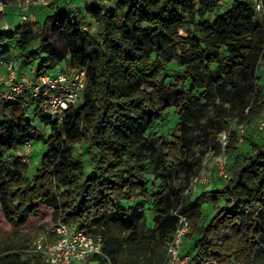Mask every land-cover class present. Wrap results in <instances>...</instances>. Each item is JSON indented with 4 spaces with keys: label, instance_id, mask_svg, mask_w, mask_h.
<instances>
[{
    "label": "trees",
    "instance_id": "obj_1",
    "mask_svg": "<svg viewBox=\"0 0 264 264\" xmlns=\"http://www.w3.org/2000/svg\"><path fill=\"white\" fill-rule=\"evenodd\" d=\"M12 1L0 0L5 6ZM257 2L230 0L229 8L208 20L219 0H82L84 15L97 25L91 36L77 12L68 11L71 0L61 6L50 0L48 7H33L48 9L42 22L0 28V62L17 65L9 58L16 54L19 74L53 70L64 60L86 72L79 103L61 120L40 116L30 99L0 97L1 105L18 107L0 116V216L22 229L51 213L102 239V254L89 264H109L108 258L115 264L117 240L106 229L117 225L128 233L125 241L133 242L153 197V226L145 234L169 238L177 213L189 211L193 223L186 237L196 236L189 264H247L252 244L264 237V216L257 209L264 210V139L241 148L236 134H228L227 174L221 191L211 195L210 223L231 232L221 240L199 224V209L184 203L186 186L173 190L169 180L171 167L186 163L193 125L206 120L203 127L213 138L228 131L230 122L250 124L264 112L258 75L264 67V14L256 12ZM172 109L178 122L166 139L153 129L158 121L167 123ZM35 139L43 151L30 175L16 149ZM81 142L88 145L90 176L75 157ZM147 177L158 182L155 193H149ZM173 204H181L175 216L169 212ZM240 213L249 221L244 234L236 229ZM0 264L43 262L30 252H13L0 256Z\"/></svg>",
    "mask_w": 264,
    "mask_h": 264
},
{
    "label": "rangeland",
    "instance_id": "obj_2",
    "mask_svg": "<svg viewBox=\"0 0 264 264\" xmlns=\"http://www.w3.org/2000/svg\"><path fill=\"white\" fill-rule=\"evenodd\" d=\"M57 6H61L65 4L67 0H53ZM74 3L73 6L68 8L70 12H77L76 20L78 23L84 26L85 32L89 35L94 36L97 30V25L90 19L88 16L84 15V10L82 7V0H71ZM230 0H219L218 8L215 11L209 12L206 15L208 20H212L215 16L223 13L227 8H229ZM39 6V5H34ZM34 6H29L25 8L24 5H21L18 0L8 2L5 7V11L3 12V16L0 17V28L4 24L6 20L10 22V26H19L24 23L30 25V20H37L42 22V19L45 13L48 12L46 8H33ZM22 15L27 16L28 20L24 22L22 20ZM10 57V59L17 60V66H20V62L16 56ZM26 64H22L21 68H24ZM68 61L64 60L60 62L56 68L52 70V73H55L59 70L67 71ZM173 66L169 67V70L172 69ZM166 75H169V72H165ZM258 75L260 77V83L264 84V67H261L258 70ZM7 89V74L6 71L0 68V97L3 93L2 90ZM17 104L1 105L0 103V116L7 115L11 116L16 109ZM21 108V107H20ZM212 112V108L207 113L208 117ZM167 121L166 124H161L158 121V125L153 129L157 135H162L166 139H169L173 128L178 122V117L174 114V110H170L164 117ZM260 120H264V112L252 123L250 124H240L245 127V132L241 135L237 130L240 126L234 121L230 122L229 130L225 133L228 134H236L238 145L241 148H245L249 145L251 141L260 142L264 139V132L258 129L257 124ZM206 120L201 121L200 125H193L190 130L191 141L187 149V157L186 163L182 166H173L171 167V178L169 180V185L173 190H179L181 187L186 186V190L184 193V203L192 204L199 209V224L208 226V234L210 237L215 240H221L225 238L231 232L223 227H215V224L210 223L211 219L214 215V211L211 206V195L214 190L221 191V182L222 176L220 175V166L219 159L222 158V155L226 156V153L222 154L221 150H218L219 142H218V134L215 137H211L203 126H205ZM38 130H42L40 126H38ZM42 132H44L42 130ZM32 141V139H31ZM35 144L33 145L32 151L29 156L33 158H29L28 163H26L30 168V175L33 174V168H36L39 162V156L43 151L40 140H33ZM32 143V142H31ZM217 146V147H216ZM75 157L78 161H80L84 165L85 175L90 176L92 174V164L87 159V150L88 145L85 142H81L75 146ZM34 149V150H33ZM42 150V151H41ZM241 152V151H240ZM237 154V157L241 158V154ZM6 160V159H5ZM5 168L9 167L10 161L9 159L4 161ZM191 180L189 184H186L187 178L191 176ZM148 185L147 188L149 193L156 192V186L158 182H152V177H147ZM200 179H205L206 181L200 182ZM153 197H151L146 206L144 207L145 217L143 221L139 224L138 234L136 239L133 242H127L126 236L127 232L123 231L119 228V226H111L106 229V234L112 238V240H117L113 243L114 247V257L115 264H167L166 263V251L165 247L167 243H169L174 233L170 235L169 238L164 239L163 241L158 239V235L153 234L148 236L145 234L144 229L147 227L153 226V214L154 207L152 204ZM220 204H223V200H219ZM171 210L170 214L175 216L174 212L178 208L181 207V204L178 205H170ZM258 211L262 212V216H264V210L257 208ZM179 214V213H177ZM183 215L186 216L189 221V232L191 224L193 223V218L189 214V211L182 212ZM249 216H254L251 214ZM240 223L237 226V230L244 234L245 230L249 224L247 218L244 217V214L240 213L239 216ZM58 221L54 220L51 216V213H46L45 215H41L36 217L33 221H31L27 226L22 229H17L11 227L3 217L0 216V256L8 253H24L27 254L30 252L31 255H38L34 250V243L37 240L41 242H51L53 241V236L51 234V229ZM177 217L174 225V230L177 228ZM176 227V228H175ZM122 232V233H121ZM175 232V231H174ZM188 232V233H189ZM144 233V238L142 237ZM195 235L192 238L184 237L183 244L181 246V257H187L190 261L195 245ZM109 242V244H112ZM253 250V258L247 264H264V237H261L258 241L252 244ZM39 256V255H38ZM188 261V264H189ZM107 262L109 264H113V261L108 258ZM202 264H219V263H208L202 262Z\"/></svg>",
    "mask_w": 264,
    "mask_h": 264
},
{
    "label": "built area",
    "instance_id": "obj_3",
    "mask_svg": "<svg viewBox=\"0 0 264 264\" xmlns=\"http://www.w3.org/2000/svg\"><path fill=\"white\" fill-rule=\"evenodd\" d=\"M25 8L39 5L50 6V0H18ZM5 5L0 2V13L4 12ZM258 13L264 14V5L261 0L255 5ZM22 20L26 22L27 16L22 15ZM12 26L4 23L1 28L9 29ZM0 68L7 74V89L2 94L1 99L16 102L18 97L30 99L40 116H47L61 120L64 112L71 107H75L80 100L85 88L86 72L83 69L69 67L67 71L59 70L52 73V70L42 71L38 74L17 72V65L14 61H1ZM28 115V112H26ZM258 129L264 132V120L257 124ZM241 135L245 132V127L240 125L237 130ZM220 150L224 154L228 135L225 132L218 134ZM33 145L30 141H24L22 146L16 149V155L24 163H28L29 154ZM220 175L226 177V156L219 159ZM205 182V179H200ZM177 228L172 240L167 243L166 263L167 264H188L187 257H181V246L184 237L189 232V221L183 214H177ZM53 241L34 243L36 254L41 256L43 264H89L90 259L102 254V239L93 237L86 230L77 228L74 225H66L57 222L51 229Z\"/></svg>",
    "mask_w": 264,
    "mask_h": 264
},
{
    "label": "crops",
    "instance_id": "obj_4",
    "mask_svg": "<svg viewBox=\"0 0 264 264\" xmlns=\"http://www.w3.org/2000/svg\"><path fill=\"white\" fill-rule=\"evenodd\" d=\"M4 20H5V22H4V23H6V24L10 25V24H9L10 22H8V21L6 20V18H4Z\"/></svg>",
    "mask_w": 264,
    "mask_h": 264
}]
</instances>
